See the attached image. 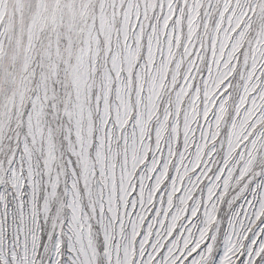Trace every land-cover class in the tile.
I'll return each instance as SVG.
<instances>
[{
    "label": "snow or ice",
    "instance_id": "obj_1",
    "mask_svg": "<svg viewBox=\"0 0 264 264\" xmlns=\"http://www.w3.org/2000/svg\"><path fill=\"white\" fill-rule=\"evenodd\" d=\"M0 264H264V0H0Z\"/></svg>",
    "mask_w": 264,
    "mask_h": 264
}]
</instances>
